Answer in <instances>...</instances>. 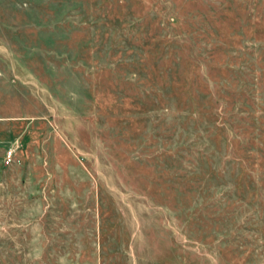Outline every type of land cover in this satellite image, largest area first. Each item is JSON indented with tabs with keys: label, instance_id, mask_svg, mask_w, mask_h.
<instances>
[{
	"label": "rangeland",
	"instance_id": "obj_1",
	"mask_svg": "<svg viewBox=\"0 0 264 264\" xmlns=\"http://www.w3.org/2000/svg\"><path fill=\"white\" fill-rule=\"evenodd\" d=\"M0 264H264V0H0Z\"/></svg>",
	"mask_w": 264,
	"mask_h": 264
},
{
	"label": "built area",
	"instance_id": "obj_2",
	"mask_svg": "<svg viewBox=\"0 0 264 264\" xmlns=\"http://www.w3.org/2000/svg\"><path fill=\"white\" fill-rule=\"evenodd\" d=\"M7 154H6V156H5V162L7 163V164H9V163H11L12 162V159H13V152H12V149H8L7 151Z\"/></svg>",
	"mask_w": 264,
	"mask_h": 264
}]
</instances>
